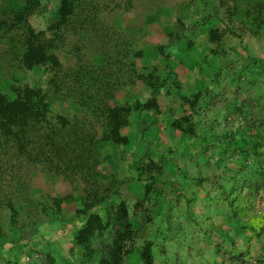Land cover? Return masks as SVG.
<instances>
[{"label": "rangeland", "instance_id": "374dc122", "mask_svg": "<svg viewBox=\"0 0 264 264\" xmlns=\"http://www.w3.org/2000/svg\"><path fill=\"white\" fill-rule=\"evenodd\" d=\"M38 1L28 22L49 42L56 63L26 70L17 66L9 51L10 33L1 27L12 24V11L23 0H0V93L9 99L15 96L11 86H38L55 94L53 113H77L79 125L96 127L98 134L110 123L104 107L144 103L148 80L168 77L158 93L163 108L140 114L128 108L120 144L106 145L102 154H80L76 172L53 178L40 167L5 168L0 178V264H222L221 255L217 261L215 252L199 247L205 245L200 239L207 231L186 210L196 198L179 185L212 179L226 186L228 203H220L218 218L226 221L232 215L247 237L255 231L250 218L263 193L240 187V174L246 171L238 168L264 163V156L252 154L254 147L264 152V0H200L203 10L216 9L217 14L210 13L213 20L229 26L218 32L216 45L209 47L212 56L202 64L209 78L202 104L193 106L194 122L188 127L179 118L192 143L177 151L166 146L164 153L154 139L172 134V0H92L94 13L74 24L58 15L59 0ZM85 104L98 111L90 115ZM214 168L223 170L203 175L202 170ZM15 193L30 214L39 203L59 199L60 215H37L34 226L20 225L13 236L6 202ZM93 215L106 227L92 238L88 253L75 235ZM127 231L125 238L122 232ZM115 234L124 240L119 259L108 254ZM225 258L231 263L233 256ZM241 258L240 264H248Z\"/></svg>", "mask_w": 264, "mask_h": 264}, {"label": "trees", "instance_id": "16d2710c", "mask_svg": "<svg viewBox=\"0 0 264 264\" xmlns=\"http://www.w3.org/2000/svg\"><path fill=\"white\" fill-rule=\"evenodd\" d=\"M94 8L92 0H59L58 15L74 24L80 22L82 17L86 18L84 17L86 13H94ZM38 9V0H23L20 9L12 11V24L7 27L6 23H1L2 30L10 33L9 51L15 55L17 66L26 70L56 63V57L51 54L49 42L42 38V33L35 32L28 22V18ZM217 35L216 30L210 29L209 41L217 43ZM170 75L172 76V72ZM167 77L168 75L161 80L157 78L148 80L149 98L144 103L135 102L133 106H130L131 110L138 114L151 110L158 112L156 100L159 88L165 85ZM10 90L15 95L13 99L0 93V178L4 175L6 167H15V165L29 168L40 167L44 173L53 178L66 176L76 172L82 165L80 154H102L106 145L115 148L120 144L118 133L122 126L121 120L129 107L111 105L104 107L110 123L101 127L102 131L97 134L96 127L84 128L79 125L77 113L67 115L53 113L51 97L55 94L50 95L38 86L29 85L11 86ZM85 105L90 115L98 111L90 104ZM182 118L185 123L190 122L189 115L186 114ZM244 154L248 152L244 150ZM252 154L264 156V152L257 153L255 147ZM238 171L239 173L246 171V174H240V187L247 188L251 193L264 190V163L257 161L253 166L245 163L238 168ZM33 196H38L37 192H34ZM21 197L19 193H15L6 202L11 212L13 236L19 232L20 225L34 226L37 223V215L48 217L60 215L59 199L39 203V206L34 207L30 214ZM55 207L59 210L52 212L51 208ZM24 214H26L27 222L23 220ZM125 225L128 226V224ZM105 227L101 218L93 215L77 232L75 242L90 253V241L96 234L102 233ZM122 233L123 237L128 238V231L126 235ZM118 235L115 234L109 246L108 254L111 259H119L123 248L120 244L123 239ZM114 264L118 262L115 261Z\"/></svg>", "mask_w": 264, "mask_h": 264}, {"label": "crops", "instance_id": "0c3cea01", "mask_svg": "<svg viewBox=\"0 0 264 264\" xmlns=\"http://www.w3.org/2000/svg\"><path fill=\"white\" fill-rule=\"evenodd\" d=\"M203 8L204 4L200 0H172V45L170 46L172 51V92L171 96L165 93L172 99V125L168 124V130L172 134L154 139V142L163 144L162 153L167 151L166 146L172 145V151H177V146L192 143L193 139L190 140V133L181 120L184 115H189L191 120L188 127H190V123L194 122L192 119L193 106L195 105V109H198L202 104L204 82L209 78L203 73L202 64L208 62L207 55L212 56L209 51L211 46L209 30L214 29L216 32H221L222 27L229 26L213 20L214 16H211L210 13L217 14L216 9L203 10ZM215 45L213 47H216ZM160 98L157 96L156 100L158 110L163 108ZM183 111L185 113L182 114ZM165 127L167 128V125ZM222 170V168H214L210 171H202L203 175L206 173L214 176ZM179 187H184L188 195L192 196L191 198L193 196L196 198L186 210L188 209L189 215H193V221L198 219V222L194 223H201V229L207 231V234L200 239L205 243L204 246L200 243L201 250L207 248L206 253L215 252L218 256L217 261L222 257L220 262L222 264H240L242 255L246 257L248 264H264V190L260 191L263 193L262 196L255 200L254 217L250 218L255 231L253 230V234L247 237L241 232L239 222L232 215H228L226 221L225 218L222 220L218 218L216 210L221 207L220 203H224L225 206L228 203L225 194L226 186L213 182L211 179L204 183H189L179 185ZM175 201L177 199H173L172 203ZM228 211L226 210V212ZM195 225L193 224L194 228ZM246 242L248 243L247 252L242 250V246ZM230 254L233 256L231 263L225 261V257Z\"/></svg>", "mask_w": 264, "mask_h": 264}, {"label": "built area", "instance_id": "2783aa9c", "mask_svg": "<svg viewBox=\"0 0 264 264\" xmlns=\"http://www.w3.org/2000/svg\"><path fill=\"white\" fill-rule=\"evenodd\" d=\"M26 260H30V257H26Z\"/></svg>", "mask_w": 264, "mask_h": 264}]
</instances>
